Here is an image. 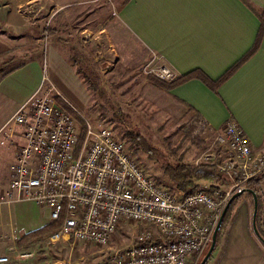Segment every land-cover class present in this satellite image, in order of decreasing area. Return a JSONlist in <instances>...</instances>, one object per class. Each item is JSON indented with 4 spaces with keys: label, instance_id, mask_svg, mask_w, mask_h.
<instances>
[{
    "label": "built area",
    "instance_id": "2783aa9c",
    "mask_svg": "<svg viewBox=\"0 0 264 264\" xmlns=\"http://www.w3.org/2000/svg\"><path fill=\"white\" fill-rule=\"evenodd\" d=\"M41 70L36 91L6 122L16 136L7 179L0 184V242L6 250L19 261L33 255L16 246L19 235L13 227L3 230L1 221L2 208L28 202L58 223L35 246L72 241L102 247L124 224H137L142 229L127 246L110 252L108 264H198L228 200L239 191L247 198V182L264 173V152L253 153L237 123L227 119L215 136L219 151L201 160L227 186L189 192L158 186L110 130H94ZM142 71L160 81L173 79L150 63ZM7 262L0 256V264Z\"/></svg>",
    "mask_w": 264,
    "mask_h": 264
},
{
    "label": "crops",
    "instance_id": "0c3cea01",
    "mask_svg": "<svg viewBox=\"0 0 264 264\" xmlns=\"http://www.w3.org/2000/svg\"><path fill=\"white\" fill-rule=\"evenodd\" d=\"M83 2L87 5H81ZM249 6L258 11L264 7V0H1L0 147L10 132L7 120L36 91L42 72L29 58L40 36L35 33L26 45L28 52H24L25 45L15 31L23 35L31 24L42 32V26L49 24L48 37L56 43L61 42L63 30L69 39L89 36L90 40L107 42L116 62L125 68L142 69L150 63L153 68L164 67L173 78L198 69L215 80L253 45L259 22ZM107 7L114 11L106 17ZM74 8H87L90 14L72 16ZM89 18L97 23L101 20L91 36L84 26ZM3 67L8 69L3 71ZM149 87L160 93L162 100H171L188 112L175 101L180 100L197 112L202 128L213 139L231 119L247 137L252 152H264V33L256 51L217 89V94L195 79L169 91ZM11 137L16 139L14 134ZM3 182L0 173V184ZM263 187L264 179L260 189ZM239 198L207 264H264V244L251 229L252 201L242 194Z\"/></svg>",
    "mask_w": 264,
    "mask_h": 264
},
{
    "label": "rangeland",
    "instance_id": "374dc122",
    "mask_svg": "<svg viewBox=\"0 0 264 264\" xmlns=\"http://www.w3.org/2000/svg\"><path fill=\"white\" fill-rule=\"evenodd\" d=\"M87 3L94 4L93 2ZM81 5L87 4L83 2ZM113 11V7H107L106 17ZM70 12L72 16L77 13L90 14V10L87 8H74ZM100 21L99 23L96 19L84 21V23L88 22L84 26H87L91 32L90 36L96 27L101 26ZM50 26L45 24L42 26V32H38L36 26L28 24L23 35L20 30L15 31L14 35L20 34L19 42L25 45L22 47L24 52H28L29 46L26 45H30L31 40L37 35L35 33H38L41 41L35 51L29 52L30 61L36 67L39 65V68H44V74L50 84L81 118L94 130L103 128L110 130L115 138L122 143L125 150L163 187L173 188L157 170L154 163L148 161L142 153L129 148V144L123 137L124 126L113 119V110L118 109L122 114L127 115L132 125L154 146L163 151L172 149L176 156H179L186 164L201 163L204 156L212 155L217 150L215 137L213 139L211 134H208L203 128H199L187 111L182 110L171 100L159 98L158 96L162 95L160 93L158 95L149 87L142 69H129L118 64L113 53L110 52L113 49L108 47L107 42L97 39L90 40L89 36L81 40L69 39L65 35L66 30H63L59 37L61 42L56 43L48 36L43 38L44 29H49ZM74 52H77L83 64H88L98 74L100 94L90 91L84 81L75 74V67L71 66V56L74 55ZM5 69L8 67L1 68L3 71ZM198 117L200 119L199 114ZM13 129L6 139L2 138L4 143L0 147L2 161L0 173L5 182L8 174L6 166L10 151L13 149L11 143L15 140L11 137ZM192 135H196L202 145L193 144L190 141ZM204 185L206 183L199 182L197 187L200 188ZM261 192L264 197V187ZM1 221L3 230L13 227L17 235L33 231L48 223L46 212L28 202L2 208ZM141 229L137 224H124L112 234L108 243L102 247L72 241L28 246L24 250L31 251L33 255L27 261L14 259V255L6 250V244L0 242V256L8 257L6 264H108L110 252L127 246L134 233Z\"/></svg>",
    "mask_w": 264,
    "mask_h": 264
},
{
    "label": "trees",
    "instance_id": "16d2710c",
    "mask_svg": "<svg viewBox=\"0 0 264 264\" xmlns=\"http://www.w3.org/2000/svg\"><path fill=\"white\" fill-rule=\"evenodd\" d=\"M250 8L259 22V28L255 40L253 42V45L243 57H241L232 67L226 70L217 79L211 80L200 70L195 69L186 74H183L182 76H177L168 82L160 81L153 76H146L148 83L159 90L169 91L173 87L181 85L186 81L195 79L201 82L203 85H205L211 92L217 94V89L237 70V68L241 64H243L256 51V49L259 46L261 37L264 33V7L258 11L253 10L252 7ZM49 32H51L50 29L48 30L46 28L44 30L46 36H50ZM71 66L75 67L74 70L75 74L79 76V78H81L82 81H84V83L86 84L87 88L90 91L100 94L98 74L88 64L82 63L80 56L77 55V52H74V55L72 54L71 56ZM175 101L178 104L180 105L182 104L187 108L192 119L196 122L197 126L200 128L201 121L198 117V113L195 112L189 106L185 105L180 100H175ZM57 103L61 107H63L69 114H71L78 122L82 124V121L72 112V110L69 107H67L61 101H58ZM112 116L116 122L124 126L123 137L125 138L126 142L129 144V148L133 149L134 151H138L142 153L143 155H145L148 161L154 163L157 166V170L173 186L172 189L181 190L183 192H189L193 189L198 188L197 186L199 182L206 183L207 188L209 190L228 185L229 181L224 176L219 175L211 164H204V163H198L196 165L186 164L181 160L179 156H176L175 151H173L172 149L169 151H163L157 148L156 146H154L150 141H148L143 135L140 134L138 129H136L132 125L129 117L127 115L122 114L118 109L113 110ZM190 141L196 146L202 145V142L197 138L196 135H192ZM218 150L219 148H217L216 151ZM143 170L147 175H149L152 178V180L156 185L162 186L160 183L157 182V180L152 175L147 173V171L144 168ZM263 179H264V174L250 179L247 182V190H250L255 196L256 209L254 215V227L261 240L264 241V226H263L264 201L262 199V192L260 189V183L263 181ZM248 198L251 201L249 195ZM239 199L240 198L232 200L228 205L221 219V223L218 228V231L216 233L214 247L217 245L221 237V232L227 223L230 210L238 202ZM57 225H58L57 222H48L38 229L19 235V238L15 242L16 246L19 249H24L27 248L28 246L34 245L35 243L41 241L52 230H54ZM210 256L208 257V259L210 258Z\"/></svg>",
    "mask_w": 264,
    "mask_h": 264
},
{
    "label": "water",
    "instance_id": "95a60500",
    "mask_svg": "<svg viewBox=\"0 0 264 264\" xmlns=\"http://www.w3.org/2000/svg\"><path fill=\"white\" fill-rule=\"evenodd\" d=\"M242 193H243V191H239V192L233 194V195L231 196V198L228 200V202H227V204H226V206H225V208H224V210H223V212H222V214H221V217H220V219L218 220V223H217V225L215 226V228H214V230H213V232H212V234H211L210 242H209V246H208V248H207V250H206L204 256H203L202 259L200 260L199 264H205V262L207 261L208 257L210 256V254H211V252H212V250H213V248H214V244H215V236H216V233H217L218 228H219V226H220L221 219H222V217H223V215H224V213H225V211H226L228 205L230 204V202H231L232 200L239 198V197L241 196ZM246 193L250 196L251 201H252V220H251V229H252V232H253L254 236H255V237H256V238H257L262 244H264V241L261 240V238L259 237V235H258V233H257V231H256V229H255V227H254V215H255V209H256V199H255V196H254V194H253L250 190H246Z\"/></svg>",
    "mask_w": 264,
    "mask_h": 264
},
{
    "label": "bare ground",
    "instance_id": "6f19581e",
    "mask_svg": "<svg viewBox=\"0 0 264 264\" xmlns=\"http://www.w3.org/2000/svg\"><path fill=\"white\" fill-rule=\"evenodd\" d=\"M206 249H207V248H206ZM206 249H205V250H206ZM205 250H204V251H205ZM203 253H204V252H203Z\"/></svg>",
    "mask_w": 264,
    "mask_h": 264
}]
</instances>
